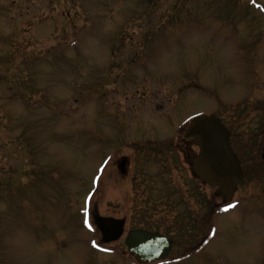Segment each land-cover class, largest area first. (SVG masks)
I'll return each instance as SVG.
<instances>
[{"label":"rangeland","instance_id":"1","mask_svg":"<svg viewBox=\"0 0 264 264\" xmlns=\"http://www.w3.org/2000/svg\"><path fill=\"white\" fill-rule=\"evenodd\" d=\"M200 114L264 129V0H0V264H133L124 235L101 246L90 211L175 236L181 207L154 204L157 178L187 216L202 213L196 192L218 202L172 147ZM255 150L203 245L159 264H264Z\"/></svg>","mask_w":264,"mask_h":264},{"label":"water","instance_id":"2","mask_svg":"<svg viewBox=\"0 0 264 264\" xmlns=\"http://www.w3.org/2000/svg\"><path fill=\"white\" fill-rule=\"evenodd\" d=\"M185 137L195 138L200 148L199 156L189 160L192 173L210 187L217 184L218 195L229 201L233 188L244 183L240 163L230 146L229 131L214 115H201L191 121ZM95 223L105 243L116 241L123 233V220L97 217ZM124 244L141 264L163 259L171 248V242L163 236L142 230L129 231Z\"/></svg>","mask_w":264,"mask_h":264},{"label":"trees","instance_id":"3","mask_svg":"<svg viewBox=\"0 0 264 264\" xmlns=\"http://www.w3.org/2000/svg\"><path fill=\"white\" fill-rule=\"evenodd\" d=\"M264 130V129H263ZM243 135V134H242ZM249 140L248 138H246L245 135L241 136L240 138H238L236 136V140H234V143L236 144V146L238 147V149L242 150L243 147H246V145L248 144ZM255 143L257 144V141H255ZM175 143H173L172 145H174ZM152 148V147H151ZM154 149L152 148L151 151H153ZM141 151L137 152V153H140ZM137 153H136V156L133 157V160L134 162L137 164V165H140L141 167L142 166H146V163L149 164V161H146L147 158L144 159V157H139L137 158ZM240 153L243 154V157H244V153L241 151ZM247 173V172H246ZM203 204H204V208L206 209L207 212H214V209H215V206L213 203H211V201H208L205 197L203 198ZM211 209V210H210ZM206 212V217H207V221H205L206 224H208L210 222V218H211V214L210 216L208 215V213ZM138 222H143V217H141L139 220H137ZM130 223H131V226L133 228H136V218H131L130 219ZM187 225L188 226H191V223H187V224H180V225H177V226H174L173 227V231L175 234L177 233H182L184 231H187L188 228H187ZM144 228L150 230L152 229V227H150L149 225H145ZM156 229V228H155ZM170 230H168L169 232Z\"/></svg>","mask_w":264,"mask_h":264},{"label":"flooded vegetation","instance_id":"4","mask_svg":"<svg viewBox=\"0 0 264 264\" xmlns=\"http://www.w3.org/2000/svg\"><path fill=\"white\" fill-rule=\"evenodd\" d=\"M231 132V131H230ZM233 139L235 140V135H233V132H231V138H230V141L232 143V147H233ZM184 145H185V153H187L188 151V154L190 153V150L191 149H194V147L192 145H190V140H186L184 141ZM242 149H247L246 147H243ZM168 192H165V198L166 200L169 199L170 201H172V199L174 198L173 194H172V189L170 187V189H167ZM172 206V204H171Z\"/></svg>","mask_w":264,"mask_h":264},{"label":"snow or ice","instance_id":"5","mask_svg":"<svg viewBox=\"0 0 264 264\" xmlns=\"http://www.w3.org/2000/svg\"><path fill=\"white\" fill-rule=\"evenodd\" d=\"M233 206H234V205H228L227 207H233ZM224 210L226 211L227 208H225ZM84 222H85V225H86V226H89V227H90V225H88V221H87V219H85ZM94 246H95V245H94Z\"/></svg>","mask_w":264,"mask_h":264}]
</instances>
